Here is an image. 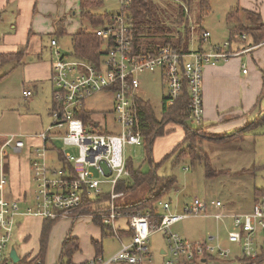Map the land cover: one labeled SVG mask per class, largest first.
Returning a JSON list of instances; mask_svg holds the SVG:
<instances>
[{
	"label": "built area",
	"instance_id": "built-area-1",
	"mask_svg": "<svg viewBox=\"0 0 264 264\" xmlns=\"http://www.w3.org/2000/svg\"><path fill=\"white\" fill-rule=\"evenodd\" d=\"M125 7L126 0H121V10L111 19L87 29L101 40L103 54L98 66L62 52L55 38L50 41L54 57L50 77L51 123L41 132V145L34 150L31 167L35 195L32 204L23 211L19 200L6 196L9 180L4 161L8 149L20 150L24 142L17 134L10 133L0 147V264H14L8 247L18 216L32 215L52 220L77 218L81 214L76 210L82 205L85 193L91 196L109 194L108 210L101 214L102 223L110 228L121 246L111 256L105 259L102 255L96 256L86 264H155L148 248L149 236L155 232H162L166 237L167 250L162 254L167 257L163 264H184L190 260L200 263L205 255L239 257L237 252L222 249L219 244L210 245L205 239L190 242L172 232L175 223L198 215L217 221L229 219L231 229L227 239L239 248L242 255L254 259L264 252V192L245 213L227 212L218 199L198 198L184 205L181 212L161 215V220L153 223L146 215H129L118 210L117 199L123 194L115 189L120 180L129 176L126 146L142 147L144 143L136 104V99L140 98L136 95L141 84L139 76L156 71L161 74L167 86L166 105H171L181 95L183 85H187L190 118L199 125L204 115L201 85L205 65L226 61L250 49L230 51L229 40H224L208 49L189 46L187 52H181L162 47L156 52L136 53ZM210 36L208 30L202 33V45H210ZM103 91L113 93L115 122L120 126L118 134L107 132L106 125L102 126L95 119L84 121L77 115L85 109L84 102L88 97ZM23 94L29 97L32 92L27 90ZM62 145L75 147L77 154ZM49 153H53L51 159ZM103 185L108 186L107 191ZM22 201L30 202L31 199L26 196ZM159 204L162 209L170 210L168 201ZM120 219L125 221L123 227L118 224ZM123 228L132 230V234L121 236L119 230Z\"/></svg>",
	"mask_w": 264,
	"mask_h": 264
},
{
	"label": "rangeland",
	"instance_id": "rangeland-1",
	"mask_svg": "<svg viewBox=\"0 0 264 264\" xmlns=\"http://www.w3.org/2000/svg\"><path fill=\"white\" fill-rule=\"evenodd\" d=\"M75 0H72L66 7H63L61 13L55 17L52 16H45L50 24V26L54 25L55 21L63 20V26L66 29L67 33L62 35L59 39L60 47L67 53L71 52L72 43L70 38V31L76 30L79 26L85 28H91V26L84 20L80 18V0L79 3H74ZM159 8L160 14L165 17V21L168 25H173L171 14H174L177 10V3L174 0H154ZM241 0H210L211 10L209 14L203 19V21L198 24L195 22L194 17L196 10H188L186 12V16L189 18L190 24H192L191 28V40H189V46L192 48L197 47L198 43V31L199 27L204 30H208L211 33L210 41L212 43H219L221 44L224 40L229 37V25L226 22V14L232 7L242 8L243 6L240 3ZM253 2L254 0H249ZM259 7V5H258ZM248 9V8H247ZM121 10V0H101V6L95 7L93 11L98 13H117ZM259 11V10H258ZM161 18V17H160ZM161 18V21H163ZM168 18V19H167ZM75 32V31H74ZM50 33H44L41 35V42L44 51V60L48 63L53 60V56L50 50L49 41H50ZM47 45V47H46ZM260 50V49H259ZM258 51V50H257ZM30 58H32L30 56ZM239 59V60H238ZM230 62H238L243 63L242 69L245 71H249L251 65H256L251 58V53L248 55H241L240 57L229 58ZM238 60V61H237ZM206 67V65H205ZM204 67V68H205ZM203 68V73H204ZM5 70L2 68L0 73L4 72ZM238 72V70H237ZM241 72V68H240ZM16 70L13 71L9 76L6 78L4 83L0 84V100H5L4 92L8 91L10 95H8L7 103L13 102L15 106H9V108L17 109L19 114L26 115L25 111V102L24 99H19L20 90L18 86L21 84V79L19 76H15ZM203 73H202V85H201V92H202V100L205 102L206 98L212 107L215 108L216 112H224L227 108L226 106L229 105L231 102H236L237 94L236 92L243 88L240 81L234 82V86L228 88L227 93H224V90L221 89L224 87V84H218V82L214 83V86H217L216 92L214 89H209L207 97L205 96L204 91V81H203ZM141 81V86L138 90L140 96L150 101L152 108L156 114V116L160 117L161 110H162V99L167 94V86L165 79L161 77L159 72L153 73H144L139 76ZM48 89L50 90V81L47 79ZM46 82V83H47ZM9 83H11L9 85ZM46 86V87H47ZM8 94V93H7ZM239 101V100H237ZM239 103V102H238ZM248 103V102H246ZM245 103V104H246ZM204 106V105H203ZM7 107V106H6ZM84 107L86 110L90 111L91 118L97 120L102 126L106 125L107 132L118 134L120 126L115 122V114L113 112V93L109 91H103L93 94L92 96L88 97L84 102ZM235 109H232L231 112L234 114L235 112L239 111V106H234ZM261 111L259 113L260 118L262 119L261 122H257L253 125L249 130L244 131L241 135L244 138V143L242 146V150L240 153H232L224 155L220 162L216 160L215 156L218 153L213 154V161L215 164L211 163V166L214 170L217 171V174L213 177L207 178L204 174L203 166L199 164L190 165L189 162L187 163H180L178 165H173V157L167 159L161 167L157 170L159 175H175L177 178L176 190L173 189L169 195L164 197V200L168 201L170 204V210L166 211L162 209V206L157 204V209L161 215L167 214L169 212H181L184 205H189L195 199H206L209 200L213 198L217 200V198L222 199L220 200L225 207L229 203L232 207L233 212L242 213L249 209H251L253 203V191L255 188H264V90L263 93H260L254 104L249 107L247 110L243 111V114H247L249 110ZM13 110V109H12ZM14 111V110H13ZM250 111V112H251ZM242 115V114H241ZM205 115H203V119L205 122ZM255 119L250 118L249 122L254 121ZM23 124L21 127L18 124L16 118L11 114L4 115L1 121V128L2 131L6 134L10 133H22L25 131V127L32 128L33 122H28ZM51 123V118L47 113H45V120L43 122V127L46 128ZM191 125H196L195 122L189 121ZM208 123V122H205ZM206 128V127H205ZM36 129V128H35ZM37 130V129H36ZM28 132H33L30 130ZM233 132V131H232ZM231 133V132H230ZM182 130L181 127H175V129L164 136L157 138L154 142L153 147V157L155 161H160L166 153L172 151L175 146H177L182 138ZM213 142V141H212ZM204 143V142H203ZM225 143V142H221ZM61 146V144H60ZM65 149L71 151L74 155L77 154V149L73 146H64ZM244 148H249L251 151L249 152V158H246L247 155L245 154ZM12 150L6 151L7 154H12ZM253 154V157L251 156ZM53 153H49L48 157L51 159ZM132 158L133 163L135 166H141L145 170L148 169V164L145 161V150L139 146H126V158ZM244 157V158H243ZM250 158H253V162H250ZM210 159V158H209ZM245 162H249V166H246ZM245 163V164H244ZM222 164V165H219ZM244 164V166H240ZM215 167V168H214ZM217 168V169H216ZM231 171L233 177H227L225 174ZM32 187L31 190L28 192L31 201L20 203V210L23 211L25 208L32 204V200L35 195V182L32 180ZM105 191L108 190L107 185H103ZM143 188L139 189L133 193L121 196L117 199V203H124L127 201H136L139 199L144 193H142ZM19 217L16 218V224L13 230L12 235L16 237V230L17 225L20 223L18 220ZM58 220V219H57ZM63 221V219H59L58 221ZM56 221V223L51 227V229H56L58 226H63L64 222ZM67 233H73L72 231H76L81 236V252L79 255L77 254L74 256V259L80 260L86 257H94V246L92 240L89 238V234L85 231L78 223L74 221L72 225V220L69 221ZM152 223L155 221H151ZM231 229V222L229 219L224 220H215L212 217H204L201 215L198 216H191L189 218L180 220L178 223H175L171 230L173 233L177 234L178 236L182 237L183 239L196 242L205 239L208 244L219 246L222 249L229 250L231 252H237L239 256H243L242 253L239 251V248H236V245L230 243L227 239V234ZM54 231V233L56 232ZM52 230H50V233ZM50 233L48 238V246L47 252L49 249V254L51 255L50 260L51 264H58L60 259V252L59 246L57 243L50 241ZM53 233V236H54ZM91 235H94L91 233ZM66 236V235H65ZM64 236V237H65ZM210 237H213L210 239ZM102 241V256L103 258H107L114 254L121 246L117 239H112V237L107 236L103 237ZM61 248V246H60ZM148 248L150 249L153 261L155 264H163V260L167 255H161V250H167V242L166 237L162 232H155L149 236L148 241ZM47 254V253H46ZM59 255V257H58ZM89 255V256H88ZM47 258V255H46ZM45 258V264H48ZM90 258V259H91ZM88 259V260H90ZM73 258L71 259V261ZM87 260V261H88ZM198 263V262H197ZM240 263L235 258H219L216 257L214 259H210L207 261V264H238ZM65 264V263H64ZM173 264H180V263H173ZM241 264V263H240ZM264 264V263H262Z\"/></svg>",
	"mask_w": 264,
	"mask_h": 264
},
{
	"label": "trees",
	"instance_id": "trees-1",
	"mask_svg": "<svg viewBox=\"0 0 264 264\" xmlns=\"http://www.w3.org/2000/svg\"><path fill=\"white\" fill-rule=\"evenodd\" d=\"M177 3V10L171 14L173 25H168L165 17L162 18L160 8L154 0H126L124 8L129 22L131 24L132 47L136 53L139 52H156L162 47H171L181 52H187L189 49V40H191L192 24L186 16L188 10H196L194 19L200 24L211 10L210 0H174ZM101 6V0H80V18L86 21L91 27L102 25L105 20L111 19L115 13H98L93 11L95 7ZM163 21H161V18ZM168 19V18H167ZM226 22L229 25L230 47L234 43L238 44V49L251 47L264 42V18L259 12L232 7L226 14ZM206 31L199 27L198 31V48L202 46V33ZM63 20H59L56 29L51 33L50 38H60L65 35ZM245 35V38H241ZM72 49L70 54L90 61L94 65L100 64L103 54L101 50V40L87 30L79 28L70 34ZM22 58V51L2 53L0 56V66L9 60L19 62ZM4 74H0L2 78ZM190 96L187 85H183L181 95L171 104L166 105L165 98L162 99V110L160 117L156 116L150 101L137 98L138 115L140 119V131L143 138L142 148L145 150V161L148 169L141 166H135L132 158H127L126 168L129 176L119 181L116 186V192H122L123 196L133 193L143 188L144 193L136 201H127L117 203L119 211L132 214L146 215L150 221L159 222L161 214L157 209V204L165 201L164 197L176 188L177 178L175 175H159L157 170L163 162L173 157V165L188 163L190 165L199 164L203 166L204 174L207 178L213 177L217 171L213 169L210 159L204 149V141L229 142L234 138L240 137L244 131L249 130L257 122H261L259 117L254 121L246 124L244 127L235 132L221 136L207 132L203 124L191 125L190 118ZM84 121L91 118L88 110L82 109L77 113ZM181 127L182 138L177 146L166 153L160 161H155L153 157L154 142L157 138L171 133L175 127ZM60 156V154H59ZM61 158V157H60ZM264 188L254 189V200L263 194ZM109 194L102 193L96 196L85 193L82 205L76 210L81 215H89L92 222L99 226L102 231V237L113 236L110 228L102 223L101 214L107 212ZM59 220V219H58ZM58 220L43 219L41 233L39 238V249L35 257L23 256L14 264H39L45 263L48 238L51 227ZM76 218H72V225ZM119 233L123 237L132 234L130 229H120ZM95 256L102 255V244L100 241L92 239ZM78 239L68 233L60 248V259L58 264H72V256L78 251ZM214 259L211 256H204L200 263L195 260L184 262V264H207V261ZM238 261L241 264H262L264 263V252L256 258L251 259L246 256H239ZM87 263V262H86ZM82 263V264H86Z\"/></svg>",
	"mask_w": 264,
	"mask_h": 264
},
{
	"label": "crops",
	"instance_id": "crops-1",
	"mask_svg": "<svg viewBox=\"0 0 264 264\" xmlns=\"http://www.w3.org/2000/svg\"><path fill=\"white\" fill-rule=\"evenodd\" d=\"M70 2H72V0H0V56L2 53L16 52L18 50L22 51V58L19 62L9 60L4 64H1L0 70L3 68L5 71L2 72L4 76L0 78V84L4 83L3 81H5L9 76H12L11 73L16 70L13 79H15V77L17 76H19V79H21V84L17 89L20 90L19 99L26 100V115H21L19 114V111L17 109H14V107H12L14 111L9 108V106L15 105L12 101L10 103H7V96L10 94L8 91L4 92L5 100H0V147L4 143L7 135L2 131L1 128V121L4 115L6 116L8 114H11L13 116L14 114V117L18 121V124L21 125V127L24 123H26L27 120H30L28 122H33L32 128L25 127V131H23L22 133H14L18 135V139L24 142V146L17 151L10 149L12 150V154L8 153L4 161V169L8 174L9 180V185L6 189V196L11 199H17L20 201V203H23V198L29 195L28 192L32 187L33 179L31 163L34 157L35 148L41 145L40 134L45 129L43 127L45 113H47V115H49V117L51 118L50 110L52 107V84L50 77L53 60L51 62L49 61V63L44 60L41 35H43L44 33H53L56 29V24L59 22L55 21L54 25L50 26L46 17H55L59 15L63 7H66V5ZM74 3H79V0H75ZM240 3L243 6L242 8H248L250 10L259 12L264 18V0H254L253 2H250L249 0H241ZM76 30L70 31V34H73ZM65 32L66 34H68L66 29ZM51 39L52 38H50V41ZM56 40L59 49L62 50V48L60 47L59 39ZM50 41L49 48L52 51ZM209 44L210 45L203 44L201 48L208 49L209 46L215 43H212L210 41ZM196 48H198V43L197 47H194V49ZM247 48H244L242 46L241 49H238V44L234 43L233 45H231L230 51H241ZM62 52L67 53L64 50H62ZM250 53L251 58L256 65H251L249 71L243 72V63H239V59L237 60L238 62H230V60L228 59L226 61H220L214 65L208 64L204 68L203 81L206 97L208 95L209 89L212 88L216 92L217 86H214V83L216 82H218L220 86L221 83L224 84V87H222L221 89L224 90L225 94L227 93L228 88L231 89V87L234 86V82L237 83V81H240V83L242 84L241 86L243 87L236 92V94L238 93L236 102L229 103V105L225 107L227 109L224 112H216L215 108L217 107H212L207 98L205 102L203 101L204 115L206 117L205 122L208 123H205L203 119L202 124L206 127L207 132L218 136L229 134L230 132H235L236 130L250 123V118L257 119L260 117V110H249L247 114H243L242 112L251 107L258 98L259 94L263 93L264 90V44L260 43L255 46H251L249 50L242 52L237 56L231 57V59H236L243 54L248 55ZM30 56L32 58H30ZM47 79L50 81V90L47 86V84L49 83L47 82ZM10 84L11 83H9V85ZM27 90H30L32 92V95L29 97H25L23 94L24 91ZM138 90L136 91V95L142 98ZM234 106H239L240 110L233 114L231 110L235 109ZM30 130H33V132H28ZM243 143L244 138L240 136L225 143L204 141L203 146L208 157L210 158V162L215 164L213 162L215 161L212 157L213 154L218 153L215 158L220 162L221 160H224L222 159V157L226 154H231V152L240 153ZM244 151L247 155L246 158H249V152L251 151V149L244 148ZM222 153L225 154L222 155ZM250 157H253L252 153ZM249 161L253 162V158H250ZM245 163L246 166H249L250 164L249 162ZM244 164L240 166H244ZM233 175L235 174H231V171L225 174V176L227 177H233ZM176 189L177 188H175V190ZM217 199L222 200L219 198ZM225 210L229 213H237L233 212L232 207L229 203L225 207ZM250 210L251 209L245 212H249ZM18 217L20 223L17 225L18 228L16 230V237H14V234L12 235L8 247V252H10V249L14 247L19 259L23 256H29L30 258H33L38 253L39 238L43 218L32 215H20ZM70 220L72 219H63V221H61L64 223L66 222L63 226H58L57 230L51 229L52 232L50 233L49 243L53 239V241L59 246V252L60 246L65 238L64 236L68 234H66V231L68 229L67 223L69 224ZM61 221H58V223ZM75 222L88 232L90 240L94 239L96 241H100L102 244L104 238L102 237L101 228L92 222L91 216L81 215L76 218ZM118 224L123 227V225H125V221L123 219H120L118 221ZM55 230L56 232L54 233ZM72 232L73 233H70L71 236L78 239L79 245L78 251H76L72 256V264L86 263L87 260L91 257H86L80 260L74 259V256H76L77 254L79 255L82 250V240L78 232ZM91 233L94 235H91ZM110 237H112V239H115L113 236ZM46 253V261L48 264H51V255L49 254V249ZM162 253L163 250H161V255L163 257L165 254ZM93 254V256H95V251L93 252ZM235 259L238 260V257H236Z\"/></svg>",
	"mask_w": 264,
	"mask_h": 264
},
{
	"label": "water",
	"instance_id": "water-1",
	"mask_svg": "<svg viewBox=\"0 0 264 264\" xmlns=\"http://www.w3.org/2000/svg\"><path fill=\"white\" fill-rule=\"evenodd\" d=\"M9 255H10V257H11L13 262H17L19 260L18 255H17L16 250L14 249V247H12L10 249Z\"/></svg>",
	"mask_w": 264,
	"mask_h": 264
}]
</instances>
